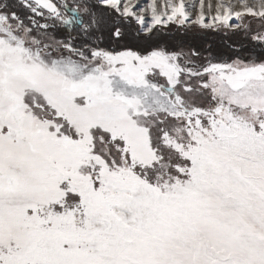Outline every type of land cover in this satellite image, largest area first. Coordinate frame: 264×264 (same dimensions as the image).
<instances>
[{"label":"snow or ice","instance_id":"obj_1","mask_svg":"<svg viewBox=\"0 0 264 264\" xmlns=\"http://www.w3.org/2000/svg\"><path fill=\"white\" fill-rule=\"evenodd\" d=\"M0 264H264V0H0Z\"/></svg>","mask_w":264,"mask_h":264},{"label":"trees","instance_id":"obj_2","mask_svg":"<svg viewBox=\"0 0 264 264\" xmlns=\"http://www.w3.org/2000/svg\"><path fill=\"white\" fill-rule=\"evenodd\" d=\"M185 39L188 44H195L202 50L207 49L208 45H211L220 54H231L227 48V38L216 32L190 33Z\"/></svg>","mask_w":264,"mask_h":264},{"label":"rangeland","instance_id":"obj_3","mask_svg":"<svg viewBox=\"0 0 264 264\" xmlns=\"http://www.w3.org/2000/svg\"><path fill=\"white\" fill-rule=\"evenodd\" d=\"M200 32L203 33L204 31H199V33H200Z\"/></svg>","mask_w":264,"mask_h":264}]
</instances>
